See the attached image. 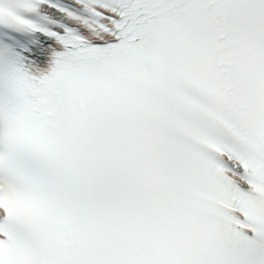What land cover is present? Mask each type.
<instances>
[{"label": "snow or ice", "instance_id": "1", "mask_svg": "<svg viewBox=\"0 0 264 264\" xmlns=\"http://www.w3.org/2000/svg\"><path fill=\"white\" fill-rule=\"evenodd\" d=\"M0 264H264V0H0Z\"/></svg>", "mask_w": 264, "mask_h": 264}]
</instances>
